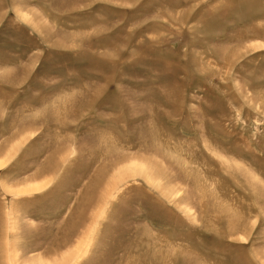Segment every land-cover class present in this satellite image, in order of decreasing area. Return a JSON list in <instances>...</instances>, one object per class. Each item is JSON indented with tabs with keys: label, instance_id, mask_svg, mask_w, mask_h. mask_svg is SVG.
<instances>
[{
	"label": "rangeland",
	"instance_id": "1",
	"mask_svg": "<svg viewBox=\"0 0 264 264\" xmlns=\"http://www.w3.org/2000/svg\"><path fill=\"white\" fill-rule=\"evenodd\" d=\"M0 264H264V0H0Z\"/></svg>",
	"mask_w": 264,
	"mask_h": 264
}]
</instances>
